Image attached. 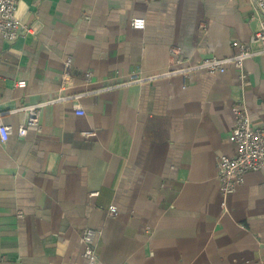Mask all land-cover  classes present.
<instances>
[{
  "label": "crops",
  "instance_id": "1",
  "mask_svg": "<svg viewBox=\"0 0 264 264\" xmlns=\"http://www.w3.org/2000/svg\"><path fill=\"white\" fill-rule=\"evenodd\" d=\"M16 15L35 29L0 35V264H90L86 227L98 264H264V169L228 196L217 180L233 107L264 126V53L167 74L234 54L259 27L252 0H19ZM136 71L147 78L120 84Z\"/></svg>",
  "mask_w": 264,
  "mask_h": 264
},
{
  "label": "built area",
  "instance_id": "2",
  "mask_svg": "<svg viewBox=\"0 0 264 264\" xmlns=\"http://www.w3.org/2000/svg\"><path fill=\"white\" fill-rule=\"evenodd\" d=\"M259 16V27L247 41H232V46L237 50L234 54L227 57H219L209 55L202 60L189 63L182 66L183 59L177 60V65L181 66L171 69L167 74H182L188 76L199 71H206L211 74H223L227 71L228 65L236 67L242 71L244 63L247 59L255 55L264 53V0H252ZM19 0H0V35L10 42H14L21 35L34 31V27L23 23L16 15ZM133 27L136 29H144L146 27V19L144 17H136L133 19ZM171 53L179 54L180 47L172 46ZM73 58L68 56L64 62L66 78L72 65ZM92 73L87 76L91 77ZM147 77L143 76L140 71H136L130 77L120 84H130L142 82ZM119 84V83H118ZM117 84V85H118ZM18 87H26L27 81L21 80L16 83ZM44 103L24 107L27 111L28 119L25 125H22L17 133L20 136L27 135L31 128H39L40 111ZM78 115H85L86 111L80 106L76 107ZM234 126L230 135V141L234 145L233 154H221L217 158V180L219 190L224 196L235 193L246 182V175L249 172L261 171L264 169V126H254L251 112L244 104H237L233 107ZM13 132L12 126L5 125L1 129L4 140L8 139ZM87 136H92L94 132H86ZM96 194V193H94ZM225 205V203H224ZM117 213L115 205L109 208V215L113 216ZM99 230L94 227H86L82 232V242L84 244V256L90 264H98L97 253V236Z\"/></svg>",
  "mask_w": 264,
  "mask_h": 264
}]
</instances>
